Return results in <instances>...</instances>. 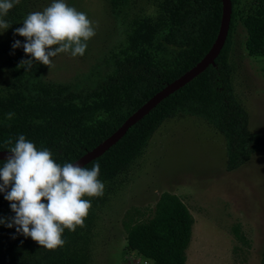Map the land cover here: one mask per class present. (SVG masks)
<instances>
[{"label":"trees","instance_id":"obj_1","mask_svg":"<svg viewBox=\"0 0 264 264\" xmlns=\"http://www.w3.org/2000/svg\"><path fill=\"white\" fill-rule=\"evenodd\" d=\"M27 1L32 10V0ZM109 1L114 6L120 2ZM231 10L226 43L213 62L158 104L119 143L85 166L99 163L100 180L108 183L119 177L144 154L160 127L179 116L203 120L225 137L227 172L264 153V138L249 129L248 112L235 97L229 61L237 22L247 33L248 55L264 57V5L257 2L240 8L239 0H231ZM222 16V0H173L166 14L167 29L159 32L155 51L116 60L113 73L93 85L48 88L35 60L32 70L26 72L18 65L27 56L12 57L6 66L13 83L7 90L0 88V152L10 147L4 143L7 139L15 142L23 134L38 150L47 147L56 163H75L123 127L154 95L201 64L217 43ZM9 112L14 113L11 120L6 119ZM14 216L10 202L0 193V218ZM193 226L186 204L165 192L151 218L137 220L127 214L123 222L127 250L152 264H187ZM68 231L62 235L65 241ZM65 244L43 248L31 237L17 233L15 227L0 224V264H55Z\"/></svg>","mask_w":264,"mask_h":264},{"label":"rangeland","instance_id":"obj_2","mask_svg":"<svg viewBox=\"0 0 264 264\" xmlns=\"http://www.w3.org/2000/svg\"><path fill=\"white\" fill-rule=\"evenodd\" d=\"M52 0H27L9 10L10 28L0 33V88L9 89L13 75L6 63L23 48L13 49L25 16L42 11ZM264 0H239L249 8ZM98 24L83 56L61 53L43 70L48 88L93 85L110 76L116 60L154 52L160 31L167 29L166 14L173 0H66ZM2 31V30H0ZM247 33L237 22L231 43L230 64L235 97L247 110L249 129L264 138V57H250ZM226 139L205 121L179 116L166 121L144 154L114 181L105 183L101 197L90 199L83 226L68 231L64 253L55 264H152L127 250L123 222L152 217L160 196H178L194 218L187 264H261L264 254V153H257L241 168L227 172Z\"/></svg>","mask_w":264,"mask_h":264},{"label":"clouds","instance_id":"obj_3","mask_svg":"<svg viewBox=\"0 0 264 264\" xmlns=\"http://www.w3.org/2000/svg\"><path fill=\"white\" fill-rule=\"evenodd\" d=\"M21 0H0V33L11 26L4 17ZM22 27L15 29V35L26 37V42L15 40L13 49L23 48L32 57L24 59L18 68L29 72L33 62L51 66L52 58L69 53L73 58L83 56L88 41L96 35L98 24L86 13L78 11L66 0H52L42 11L28 13ZM13 112L6 114L11 120ZM10 153L0 167V193L10 202L14 217L0 218V224L16 228V232L31 237L43 248L56 249L66 241L62 239L65 229L76 231L83 226L89 209L90 199L101 197L105 183L100 180V165L91 168L78 163H56L47 147L39 150L36 145L20 134L4 142ZM10 189V190H9ZM47 203H44V200ZM15 238V237H13Z\"/></svg>","mask_w":264,"mask_h":264},{"label":"water","instance_id":"obj_4","mask_svg":"<svg viewBox=\"0 0 264 264\" xmlns=\"http://www.w3.org/2000/svg\"><path fill=\"white\" fill-rule=\"evenodd\" d=\"M223 1V16L221 21V27L218 34L217 43L213 46L210 52L205 57V60L195 66L190 72L179 78L177 81L167 85L160 92L154 95L146 104H144L136 114L132 115L127 121L126 124L121 127L118 131H116L113 135H111L108 139H106L99 146L94 148L92 151L88 152L86 155L81 157L75 163H78L80 166H87L92 161L96 160L100 156H102L105 152L110 150L113 146L119 143L128 131L135 126L138 122H140L147 114H149L158 104L163 102L166 98L172 95L174 92L178 91L180 88L188 84L192 81L198 74L203 72L218 56V54L222 51L230 28L231 21V0H222ZM10 153L0 152V160L6 159ZM74 163V164H75Z\"/></svg>","mask_w":264,"mask_h":264}]
</instances>
